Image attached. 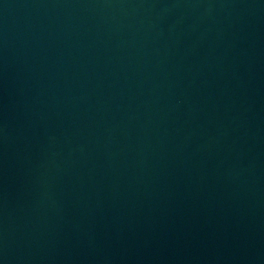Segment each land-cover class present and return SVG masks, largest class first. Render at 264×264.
Instances as JSON below:
<instances>
[{"label":"water","instance_id":"95a60500","mask_svg":"<svg viewBox=\"0 0 264 264\" xmlns=\"http://www.w3.org/2000/svg\"><path fill=\"white\" fill-rule=\"evenodd\" d=\"M0 264H264V0H0Z\"/></svg>","mask_w":264,"mask_h":264}]
</instances>
